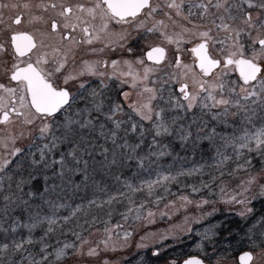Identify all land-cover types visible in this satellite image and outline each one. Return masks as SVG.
<instances>
[{"label":"snow or ice","instance_id":"6c2138e0","mask_svg":"<svg viewBox=\"0 0 264 264\" xmlns=\"http://www.w3.org/2000/svg\"><path fill=\"white\" fill-rule=\"evenodd\" d=\"M9 6L18 11L6 24L0 12V24H4L0 51L7 54V59L0 60L4 77L0 81V124L6 126L0 128L4 133L0 146L7 150L0 153V264H62L85 254L99 256V243L89 245L85 252L88 240L83 233L101 220L96 215L89 220L90 213L84 212L81 223L68 226V222L84 208L105 206L108 219L103 221L105 238L100 243L104 256L100 264H120L121 258L110 256L129 247L132 232L125 230L121 242V225L107 226L114 205L125 206L120 214L125 222L131 217L151 225L157 214L161 219L172 214L146 208L148 199L137 203V194L145 191L148 197L154 196V205L158 207L167 199L164 208L171 206L175 211L181 207L187 210L193 203L197 209L211 204L210 211H201L192 219L220 210L216 200L201 196L193 201L183 192L172 193L168 187L171 182L195 194L205 188L211 191L219 180V201L227 211L239 205L236 214L240 217L253 213L249 205L258 197L264 198V183L260 182L264 180V168L257 175L250 172L253 153L264 163V0H216L214 5L205 0H19L0 4V8ZM211 7L222 12L209 23L223 31V40L215 39L212 28L197 24L196 18L209 16ZM174 15L188 22L180 24L179 31H169L166 23L167 18L175 25ZM129 28L136 32L135 37ZM156 33L175 45L176 71L166 79L155 74L161 64L168 63L169 48L161 43L150 46L146 53L152 64L134 56L81 60L75 67L76 49L81 45L90 46L87 50L92 54L107 48L126 50L131 55V42ZM184 42L192 43L191 65L180 59ZM97 44L100 47L93 46ZM217 44L221 46L213 51ZM233 73H238L235 80L231 79ZM85 74L99 77L98 85L81 80ZM76 80L80 81L77 90L70 91L69 81ZM117 82L119 97L109 95ZM125 85L138 89L135 99ZM77 102L81 106L77 107ZM36 119L40 124L35 140L41 143L27 145V151L16 146L17 140L32 136V127L26 126L34 125ZM17 122L19 131L8 127ZM218 127L232 131H217ZM177 141L180 149L193 158L198 152H212L213 164L184 167L181 163L171 171L177 159H185L175 152ZM229 149L237 158L231 172L224 168L232 159L226 154ZM166 156H172V162L161 164L160 159ZM205 167L209 168L208 180L200 179L199 186L179 179L196 173L202 177ZM241 170L249 174L241 177ZM226 178L239 182L229 187ZM81 187L91 188L92 198L77 204L69 215H57L67 206L63 197L69 189ZM158 188L162 189L160 193ZM173 195H178V200L168 199ZM184 222L185 228L170 225L158 237L149 231L140 239L152 237V255L158 256L162 248L172 246L166 243L169 237L179 243L181 233L193 231L189 216ZM256 224L262 225L258 241L252 231ZM215 227L199 232L197 247L218 246ZM57 228L61 236L72 233L76 240L57 239ZM245 237L251 244L236 246L232 264H264V215L255 220ZM136 248L146 249L148 244L141 242ZM249 248H259V257ZM135 259L136 264H147L139 252ZM167 264H205V260L188 255L170 259ZM217 264L222 262L218 260Z\"/></svg>","mask_w":264,"mask_h":264},{"label":"rangeland","instance_id":"374dc122","mask_svg":"<svg viewBox=\"0 0 264 264\" xmlns=\"http://www.w3.org/2000/svg\"><path fill=\"white\" fill-rule=\"evenodd\" d=\"M205 2L206 3H210V4L213 5V4L216 3V0H205ZM209 12H210V15L207 17V19L205 21H203V23L200 24V26L201 27H210V28H212V35L215 37V39L218 40V41L219 40H223L225 38L223 31L214 30L215 26L212 27L211 26L212 24L209 23V21L211 19H213L214 15L219 16L220 14H222V12L217 11L216 9H215V13L211 12L210 10H209ZM217 23H219V20H218ZM220 46L221 45H219V44L214 46L215 47V48H213L214 51L216 50V48H218ZM192 62H193V59H192ZM197 70H198V68H197ZM175 71H176V68H175ZM159 72L161 74V77H164V78H161V79H166L167 75H170V74L173 73V68L170 65H165V66L160 68ZM237 76H238L237 73H233L231 75V79L235 80L237 78ZM189 90H192L191 87H190ZM129 114H131V113H129ZM133 118L134 119H136V118L139 119V117H136V116H134ZM258 122L259 121H257V123ZM147 123H149V122H147ZM36 134H37V132L34 131V132H32V136L31 137H27L26 136V137H23V138L17 140L16 141V146L24 148L27 151V145H29V144H31L33 142H35L37 144L41 143V141L35 140ZM236 134L239 135V131ZM6 151H7L6 149H3V147L0 146V153L6 152ZM33 151H35V149H33ZM226 154L231 156L232 159L225 163L224 168H226L227 171L231 172V170H233L235 168V163L237 162V158L233 155L231 149H229ZM212 155L213 154L211 152L210 155L203 157V159L202 158L188 157L185 154L180 155L181 157H185V159H183V160L177 159L175 161V164H174L173 168L171 169V171L175 172L177 170L178 166L181 163H183L184 167H192L193 165L200 164V163H206L207 165H212L213 164V159L211 158ZM255 158H256V155L253 153L252 154V168L250 170L251 174H253V175L259 174L261 168H264V163L261 162V164H263L261 166V168L259 170L255 169V167L257 168V164H256V159ZM15 159L16 158L14 157L13 160L15 161ZM172 160H173L172 156H166V157H163V158L160 159V163L164 164V165H167L168 163L172 162ZM239 162L243 163V159H240ZM163 170L166 171V170H169V169L165 168ZM208 171H209V168L205 167V169H204V173L205 174L202 176V179H204L205 181L208 180V175H207ZM248 174L249 173L244 172L243 170H241V172L239 173V175L241 177L245 176V175H248ZM198 176L201 177V175L199 173H196L192 177H180L179 179L182 182L185 183L186 179L189 178L190 181L187 182L186 184H196L197 186H199L200 178H199V180L197 182H194V183L192 182L194 179H191L193 177H198ZM145 178H147V177H145ZM153 178H154V174H153ZM76 179L77 180L79 179V174L76 175ZM229 179H231V178H229ZM260 182L264 183V180H260ZM219 185H220V181L217 180L215 182V186L212 187L211 191H209L207 188H205L204 190H206L207 195H210V194L211 195H217V198H218L219 197ZM228 186L234 188L235 184L232 185L231 183H228ZM168 187H169V189H170V191L172 193L179 194L180 192H183L184 194H188L193 199V201H197L201 197V196L198 195V193H195V194L191 193V189L190 188H189V192L181 191L182 189L181 190L178 189L179 184H177L176 182H171V184H169ZM161 190L162 189H159V188L156 189L157 193H160ZM178 191H180V192H178ZM92 195H93V190L91 188H89L88 190H84L83 187H81L78 190H73V189L70 188L69 191H68V195L63 197V202L66 203L67 206L65 208L59 209L58 212H57V215H60V216L69 215L71 213L72 209L75 208V206L77 204H80L82 202L86 203V201L88 199L92 198ZM142 198L143 199H148V201H149L148 205H146V208L147 207H151V208H153L154 211H157V213H159V211H168V212H171L172 214L170 215V217H166L164 219H161L159 217V215L157 214V216L155 217V223L151 224V225H149L146 220L142 219V220L134 221L131 217L127 220V222H125V221H123L121 219V215H120L121 213H123L125 211V206L123 204L114 205L113 206L112 216H111V221H110V223L107 226L108 227H112L113 225H116L117 223H119L121 225V228L119 230V240L121 242L123 241V232L125 230H130L132 232V235L128 239L129 247L127 249H124V250H121V251H117L110 258H112V259L120 258L119 255H121V254L129 256L130 254L136 253V251H141V252L149 251V252H151L152 248H153V243H152V239L153 238L149 237V238L145 239L144 241H141V239H140L141 236H144L147 232L151 231V232L157 233V237H158L159 233L162 230L169 229L170 225L171 226H175V228H177V229L185 228V222H184V217L185 216H189L190 217L191 227L193 229L192 232H195V233H198V234H199L200 231L203 230V228L210 227L213 224L212 222H208L209 221L208 219H209L210 216L203 217V218H200V219H192V217L198 216L199 212H201V211H204V212L210 211L211 210V204L204 205V206H202L201 209H197L196 206H195V203H193V204H189L188 205L187 210H185L184 208L181 207L179 211H175V210L172 209L171 206H169L168 209L164 208V204L167 203V199L163 203L159 204V206L157 207L156 205L153 204L154 196L153 197H148L147 194H146V191L144 193L137 194L136 202L140 203ZM168 199L178 200V195L169 196ZM258 199H259V197H258ZM215 206L220 209L222 206H226V205H224L223 202L221 201L219 203L217 202ZM249 206L253 208L252 204L249 205ZM177 207H179V202L177 203ZM232 207H233L235 212H237L240 209L239 205H233ZM107 211H108L107 206H105L103 209H96V208L88 209V208H84L80 213H78L77 218H71L70 219V221L68 222V226H72V225L81 223L83 221V219H85L83 213L84 212H89L90 215L87 217L89 220L91 219V215H96L101 220V223L93 224L92 228H88L87 231H85L83 233V235L88 240V243L85 245V252H86L87 247L89 245L99 243L100 244V254H99V256H88L87 254H85L82 257H78L77 260H72L71 258H68L67 261L64 262L63 264H100V261H101V259L103 258V255H104V251H103L104 246L100 242L102 241V239L105 238V233L103 231V228H104L105 225H104L103 221L108 219V217L105 215V213ZM144 215H146V212L144 213ZM255 220L253 221V224L255 223ZM255 226H258L259 228L257 230H252L254 239L256 237H259V233H260L262 225L256 224ZM85 227H87V226H85ZM74 231H79V229L78 228H74ZM60 232H61V229L57 228L55 237L57 239H60L61 241H63L65 238L68 239V240H72V241L76 240V237L73 236L72 233H66V236H61ZM189 233H191V232L185 231V232L181 233L180 234V240L183 239V238H186V236ZM36 234L39 235L40 231L37 230ZM113 239L115 240L116 237L114 236ZM141 242L147 243L148 244V248H146V249H137L136 245L138 243H141ZM171 242H174V241L172 240L171 237H169V239L166 241V243H171ZM198 243H196V245ZM162 249H164V248H162Z\"/></svg>","mask_w":264,"mask_h":264},{"label":"flooded vegetation","instance_id":"af4514ba","mask_svg":"<svg viewBox=\"0 0 264 264\" xmlns=\"http://www.w3.org/2000/svg\"><path fill=\"white\" fill-rule=\"evenodd\" d=\"M19 2V0H0V4H4V5H11L12 3H17ZM38 2V0H33V3ZM84 2H90V0H84ZM214 5V4H213ZM211 12L215 13V8L211 7L209 9ZM18 10L9 7H3L0 8V12L3 13V20L4 23H9V17L14 16L16 14ZM193 11L195 12L196 9H193ZM161 14H158L157 18H159ZM208 17V16H207ZM207 17L204 18H199L197 17V24L200 25L201 23H203V21H205L207 19ZM216 17V15L213 16V18ZM173 19H175L177 21V23L175 25H173L171 23V21L167 20L166 18V23L168 24V29L169 31H171L173 28H175L177 31L180 30V24H187L188 22L183 20L182 18L176 17L175 15L173 16ZM218 22V20H217ZM190 26V25H189ZM212 27H214V25H211ZM127 27V26H126ZM4 28V24H0V36H4V32L2 31ZM117 30H119V28H117ZM130 31L133 32V37L136 36V32L132 29L129 28ZM214 30L217 31V29L214 27ZM156 43H161L163 46L168 47L169 48V53H168V63H164L161 64L158 69L156 70V76L158 78H164L161 77V74L159 72L160 68L165 66V65H170L173 68V73L175 72V57L173 54L172 49L175 48V45H169L166 41H164L161 36L156 33V34H151V35H144L142 36L140 39H136L133 42H131L129 44L130 47L133 48V54H128L126 50H109V49H105L103 53H96V54H92L88 52V45H81L80 48L76 49V62H75V67H78L80 65L81 60H88V59H103V58H107L109 60L111 59H132L134 56H139V57H143L145 60L146 64H152V61H149L147 59L146 53L149 50L150 46H154ZM95 47H100V45H93ZM216 46V45H215ZM181 47L184 49L183 52H181L180 54V59L182 60V62L184 64H189L191 65L192 63V59H194V55L191 53L190 49L192 47V43L191 42H184L182 43ZM215 48L214 46L212 47V50L214 51ZM8 52H11V49H8ZM7 59V54L4 51H0V60H4ZM69 70L72 69L73 65L69 64ZM109 71L111 70V66L110 64L107 66ZM197 67V66H196ZM81 80H87L89 81V83L92 86H97L98 85V81H99V77H94V76H89L87 74H85L84 76H82L80 78ZM4 77H3V72L0 71V81H3ZM79 80L76 81H69V87H70V91H76L79 85ZM117 87H118V82L117 85H113L111 92L109 93V95L112 96H117L119 97V92L117 91ZM125 90H128L130 93H132L131 99H135V94L138 91V89H133L130 85H125ZM178 91V89H177ZM77 107L81 106L79 102H77L76 104ZM127 108L125 109V111L127 112ZM40 124V120L36 119L34 125L32 126H26V127H32V132L38 130V126ZM6 126L3 124H0V128H5ZM8 127H12L15 131H19L21 125L19 124V122H17L15 125L12 126H8ZM4 135L3 132H0V135ZM218 224H222V222L218 223ZM253 225V224H252ZM254 239V238H253ZM255 240H259V237H256ZM251 244V243H250ZM261 247H264V245H261ZM166 248L162 249L165 250ZM221 250V249H220ZM249 250H253L254 253L257 254V257H259V248H249ZM137 253V252H136ZM136 253L134 254H130L129 256L121 254L119 255L121 258L120 264H129V261H131V264H136ZM139 253L141 255L144 256L147 264H167V261L170 259H176L177 257H175L173 254L171 253H166V252H161L158 256H153L152 255V251L151 252H141L139 251ZM188 255H198V254H186V255H178L179 258L183 259V258H187ZM104 256V255H103ZM200 256L202 259L205 260L206 264H217V261H221L222 264H232L233 260L236 258L237 254L234 252L231 253H224L222 251H219L217 253H213L212 250L209 251V253H204L203 255H198ZM111 257V256H110ZM124 257H128V260H124ZM102 258V257H101ZM112 259V258H111ZM66 262V261H65ZM64 262H62L63 264Z\"/></svg>","mask_w":264,"mask_h":264},{"label":"trees","instance_id":"16d2710c","mask_svg":"<svg viewBox=\"0 0 264 264\" xmlns=\"http://www.w3.org/2000/svg\"><path fill=\"white\" fill-rule=\"evenodd\" d=\"M136 119L139 120L138 118ZM232 119L235 120L237 123H239V119L237 117H233ZM144 123L146 127H150L149 123L147 122ZM222 130L232 131V129H222L219 127L217 128V131H222ZM175 144H176L175 152H179L180 155L185 154L188 157H192L190 152L186 153L185 151L180 149L178 141L175 142ZM210 153H211L210 151L198 152L194 158H202L210 155ZM255 159L257 164V168L255 167V169L259 170L263 164H261L260 157L256 156ZM199 178L202 179V177L199 176L193 177L191 179H194L192 181L194 183L197 182ZM189 181L190 179L187 178L185 184ZM226 182L231 183L233 185L238 183V179L235 180V182H233L232 179L227 178ZM178 189L181 190L180 186L178 187ZM181 191L189 192V188L185 187ZM198 195L205 197L209 201L216 200L218 203L221 202L219 201V197L217 198V195H211V194L207 195V192L204 189H201ZM252 206H253V213L245 218H242L239 215H237L235 211H227V206H222L218 212L214 213L209 217L208 222H212L213 223L212 225H216L215 232L218 234V246H216L215 248H213L210 245H205L203 249L197 247L196 243L200 242V235L198 233L191 232L186 236V238L181 239L179 243H175V242L168 243L169 245L172 246L166 248L162 252L171 253L177 258L178 255H186V254L203 255L204 253H209L210 250H212L213 253L222 251L224 253L234 252L237 254L236 246L238 244L250 245L251 243V241L247 240V238L245 237V233L250 227H252L253 221L255 219H257L261 215H264V198H259V199L257 198L252 202ZM220 222H222V224H218ZM258 228H259L258 226H255L252 230H257ZM229 233H231L230 236ZM229 245H231V247H229ZM145 252H149V251H145ZM65 261H67V259L64 260L63 262Z\"/></svg>","mask_w":264,"mask_h":264},{"label":"water","instance_id":"95a60500","mask_svg":"<svg viewBox=\"0 0 264 264\" xmlns=\"http://www.w3.org/2000/svg\"><path fill=\"white\" fill-rule=\"evenodd\" d=\"M194 55V54H193ZM197 66V68H198V65H196ZM237 75H238V73H237ZM206 264V263H205Z\"/></svg>","mask_w":264,"mask_h":264}]
</instances>
